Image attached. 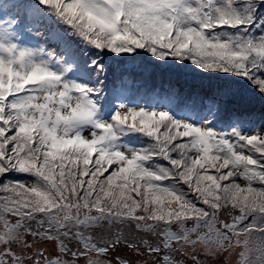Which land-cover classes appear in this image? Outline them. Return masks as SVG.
<instances>
[{
	"label": "snow or ice",
	"instance_id": "obj_1",
	"mask_svg": "<svg viewBox=\"0 0 264 264\" xmlns=\"http://www.w3.org/2000/svg\"><path fill=\"white\" fill-rule=\"evenodd\" d=\"M0 264H264V0H0Z\"/></svg>",
	"mask_w": 264,
	"mask_h": 264
}]
</instances>
